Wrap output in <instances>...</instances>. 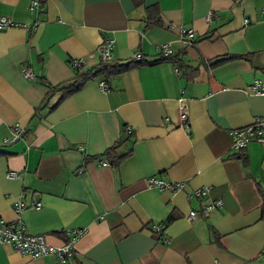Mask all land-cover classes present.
<instances>
[{"label":"crops","instance_id":"obj_1","mask_svg":"<svg viewBox=\"0 0 264 264\" xmlns=\"http://www.w3.org/2000/svg\"><path fill=\"white\" fill-rule=\"evenodd\" d=\"M30 2L0 0V15L19 23L0 29V217L52 245L82 234L70 262L0 243V264H264V143L232 153L229 133L264 116V94L249 89L264 76V0ZM106 39L109 61L145 62L98 73L57 102L50 85L75 74L73 58L97 65ZM162 42L182 52L181 68L155 61ZM14 123L19 137L4 142ZM118 141L126 155L112 165L104 150ZM150 176L186 182L171 192ZM203 186L202 198L186 197ZM215 198L220 206L187 217Z\"/></svg>","mask_w":264,"mask_h":264},{"label":"built area","instance_id":"obj_2","mask_svg":"<svg viewBox=\"0 0 264 264\" xmlns=\"http://www.w3.org/2000/svg\"><path fill=\"white\" fill-rule=\"evenodd\" d=\"M39 6V0H31L29 3V9H36ZM264 13V7L262 9ZM210 18V14L206 16ZM19 23L14 21L11 17L6 15H0V29L8 28L11 26H17ZM192 30L186 29L184 35L181 36V40L184 44H191ZM159 52L162 56L171 54L172 49L168 42H162L157 45ZM112 40L106 39L104 42L97 46V53L101 59L108 60L111 57ZM141 53H135L134 58L139 59ZM86 64V58L76 57L71 59V65L75 70H79ZM21 72L23 75H31L28 68L22 67ZM100 86L105 89L107 84L105 81L99 82ZM249 89L252 92L264 94V76L256 77L249 84ZM179 118L182 121V127L184 131H189V124L187 122L188 110L185 101L179 98ZM125 128L130 130L131 127L126 125ZM22 127L18 123L11 125L9 129V135L5 137L4 142H10L19 137ZM231 136V148L232 153H237L243 149L249 142L256 141L264 143V116L253 117L252 120L244 126L233 128L229 131ZM9 176H16L17 173L10 171ZM150 186L157 187L159 189H167L171 192H176L182 189L185 185L184 180L180 181H166L158 176H150L147 178ZM208 187H196L192 191L188 192L186 197L191 198H202L207 194ZM222 200L215 198L210 201L201 204L199 209H191L187 217L192 219L197 214L206 215L213 208L220 206ZM38 206V202L35 203ZM24 208V204L21 201H15L13 203V210L16 213H20ZM164 227V223H158L154 225V229L160 231ZM82 234V229L73 230L69 238L59 245H52L46 241L45 235L42 233H31L25 228L24 223L21 219L6 220L0 217V243H10L20 253L29 255L31 257H37L44 254H51L56 259L57 263L70 262L72 256L75 254V243ZM218 264V263H216Z\"/></svg>","mask_w":264,"mask_h":264},{"label":"trees","instance_id":"obj_3","mask_svg":"<svg viewBox=\"0 0 264 264\" xmlns=\"http://www.w3.org/2000/svg\"><path fill=\"white\" fill-rule=\"evenodd\" d=\"M181 54H182V52H180L178 54H172L171 53V54L166 55V56H160L155 61H160V60L171 61V62L177 63L178 67L181 68L183 66V61L179 57V55H181ZM232 57H236V55L223 56L221 58L216 59L213 62V64L222 62V61L227 60V59L232 58ZM143 62H145V60L135 59V58L133 60H130V61H121V62L120 61L111 62V61H109V59L104 60V59L99 58L97 65L92 66V67H87L84 69L82 67L81 69L76 70L75 74L70 79L63 81V82H60L56 85H50V89H49L48 93L50 94V93L59 91L61 94H60L59 99L57 100V102H58L64 96H66V95L76 91L77 89H79L85 80H87L91 77H94L98 73H103L106 75L116 74V73L121 72L123 70H126L132 66L140 65ZM120 144H121V141H118L113 146L108 147L104 150V154L107 156V159L109 160L110 164H112V165H118V163L126 155V153H120L118 151V146Z\"/></svg>","mask_w":264,"mask_h":264}]
</instances>
